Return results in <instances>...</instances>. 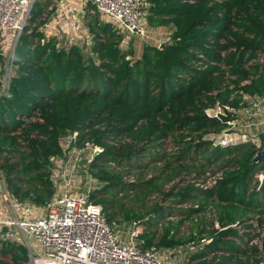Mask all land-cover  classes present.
I'll return each instance as SVG.
<instances>
[{
    "label": "trees",
    "instance_id": "1",
    "mask_svg": "<svg viewBox=\"0 0 264 264\" xmlns=\"http://www.w3.org/2000/svg\"><path fill=\"white\" fill-rule=\"evenodd\" d=\"M145 1L147 25L170 34L146 41L140 55L123 47L125 34L92 4L89 51L60 45L42 29L52 1H35L9 89L0 86L7 189L20 203L46 206L56 192L52 159L63 155L61 138L77 132L75 146L100 150L89 168L100 187L86 191L88 201L103 207L115 229L132 224L142 248L177 252L187 264H264V163L253 162L264 149V127L258 141L225 146L213 138L250 101L264 102V0ZM217 104L224 114L209 116ZM207 172L223 174L205 190L194 180ZM156 194L171 204L154 201ZM0 256V264H22L28 250L0 238Z\"/></svg>",
    "mask_w": 264,
    "mask_h": 264
},
{
    "label": "built area",
    "instance_id": "2",
    "mask_svg": "<svg viewBox=\"0 0 264 264\" xmlns=\"http://www.w3.org/2000/svg\"><path fill=\"white\" fill-rule=\"evenodd\" d=\"M35 1L0 0V34L13 33L15 48L29 21ZM86 1L90 2L104 18L113 22L125 34L126 39L146 36L148 25L145 18V0ZM15 48L11 52V58L14 57ZM12 72L6 71L1 79V86L5 91L9 89ZM219 107L218 113L212 107L207 109V114L220 118L221 114H224V109L221 104H217V108ZM225 107L231 110L230 107ZM257 121H259L257 124H264L261 120H251L249 125ZM229 124L236 125L237 119L229 121ZM231 130H225L223 138L219 134L217 142L225 146L237 142L239 140L237 134ZM76 136L77 132L66 134L70 150L80 156L82 149H93L89 142L81 148L75 146ZM254 140L258 141L255 138ZM88 161L91 162L92 158ZM222 174L207 172L204 178L194 182L202 189H210L218 183ZM1 180L6 184L4 173L1 174ZM64 180L66 184H70L69 179ZM88 192H66L59 195L56 190L53 199L46 204L44 213L21 218L15 209L21 203L12 198L7 189L4 197L7 210L11 214L8 217L11 218L3 220L5 213L4 216L0 213V224L8 227L9 235L16 229L27 245L31 240L36 242L38 252L30 250V264H171L169 258L161 255L158 250L140 246L137 241L138 228H133L129 240L124 239L119 230L108 221L103 207L88 201ZM216 226L219 227V224L216 223ZM196 248L195 241H192L189 249L194 251Z\"/></svg>",
    "mask_w": 264,
    "mask_h": 264
},
{
    "label": "rangeland",
    "instance_id": "3",
    "mask_svg": "<svg viewBox=\"0 0 264 264\" xmlns=\"http://www.w3.org/2000/svg\"><path fill=\"white\" fill-rule=\"evenodd\" d=\"M57 1L55 2V4ZM57 7H55V11L53 12L52 16L50 17L47 25H54L56 27L55 32L57 33L63 29L65 32V36L63 39H60V45L68 46L72 43H77L78 45L85 46L87 51H89V47L91 45V34L88 30V28L85 25V15L89 12L90 6H86L85 0H59L57 3ZM170 34L169 28H158V27H151L148 25V31L145 37H136L133 36L130 38V44L126 45V42L123 43V47L131 46L136 51L137 55H140L144 46V43L146 41H150L153 43H161L164 40L168 39V36ZM67 37V38H66ZM15 48V38L14 34H6L2 35L0 34V71L4 72V75L6 74V71H13L14 67L12 65L11 61V52ZM251 106L246 108L244 111L239 112L240 120H237V124L232 126V130L236 135L238 141H243L249 138H252V136L257 140V131L259 128L264 127L263 125L253 123L249 125L250 119L251 120H261L264 122V102L259 103V101H250ZM255 104H257L255 106ZM220 110V107L217 108V106L214 107V111L218 113ZM221 134V137H225ZM215 139H217L218 135L215 136ZM61 144L63 147V155L59 157H55L52 159V179L55 183V190H57V193L59 195L64 194L66 192L70 193H84L88 190H94L98 189L100 187V182L97 177L92 176L89 173L90 168V162L88 161L89 158L92 157L94 154L93 149H82L81 155L77 152H74L73 150H70L68 147V141L66 139V135H64L61 138ZM166 149L173 153L174 151V145L171 142V140H167ZM77 156L79 159H77ZM1 174L0 172V209L4 211L6 215L11 216L9 211L6 207V200L4 197V194L7 192L6 184L3 180H1ZM136 177V174L132 172L131 174L126 173L125 180H132ZM258 177L263 179L264 174L263 172L258 174ZM69 179L70 184H66L64 179ZM173 185V182L166 187L169 189L170 186ZM163 199V200H162ZM154 201H162L165 205H169L172 202V199H164L163 194H156L153 197ZM16 212L19 214L21 218H28L32 217L34 214L38 213H44L45 212V206H39L36 204H26L21 203L19 204V207L16 206ZM28 209V210H27ZM4 216V215H3ZM119 215L118 219H122ZM209 217H212V215L208 214ZM2 218V217H1ZM8 218V216H5L3 220ZM7 221V220H6ZM117 230H119V233L123 235L122 237L126 240H129L132 235L133 225L132 224H126L125 222L121 221V223H117ZM131 228V229H129ZM20 237V235H19ZM138 241V238H137ZM139 242V241H138ZM161 255L169 258L168 255L169 251L167 250H158ZM168 252V253H167ZM183 260H185V255L180 257ZM171 262V261H170ZM171 264H173L171 262Z\"/></svg>",
    "mask_w": 264,
    "mask_h": 264
},
{
    "label": "crops",
    "instance_id": "4",
    "mask_svg": "<svg viewBox=\"0 0 264 264\" xmlns=\"http://www.w3.org/2000/svg\"><path fill=\"white\" fill-rule=\"evenodd\" d=\"M51 1H52V5L54 6V8L57 7V5H58L57 3L59 2V0H51ZM56 1H57V3L55 4ZM85 2H86V6L89 5V4H91L90 2H87L86 0H85ZM53 6H51L50 8H52ZM158 28L163 29V28H166V27H158ZM42 29H43L44 33L48 37H50V36L57 37V39L59 41V44H60V39H63L64 36H65V32H64L65 29H63L61 31V35H60L59 34L60 31H58L57 33L55 32L56 27L54 25H47L46 24ZM129 44H130V41H128L126 43V45H129ZM26 204H30V203H26ZM0 213H1V216H3L4 211L2 209H0ZM5 216H9V215H6L5 214ZM9 218H11V217H8V219ZM129 229H131V228H129ZM11 234L12 235H9V229H8V227L5 224H0V238L1 239H5V240L11 239V240L16 241V243H19V244L24 245L27 248V250H28V261L26 263H22V264H30V253H31V251L34 252V253L35 252H38V246H37L36 242L34 240H31L29 242V245H27L25 242H23L21 236L19 237L20 234H19V232H17L16 229H15V232L14 233H11ZM180 257L181 256L177 252H175V255L170 257V261L173 264H187L185 262V260L182 261V259ZM0 258H1V256H0ZM7 260L11 261V258L9 257V258H7Z\"/></svg>",
    "mask_w": 264,
    "mask_h": 264
},
{
    "label": "water",
    "instance_id": "5",
    "mask_svg": "<svg viewBox=\"0 0 264 264\" xmlns=\"http://www.w3.org/2000/svg\"><path fill=\"white\" fill-rule=\"evenodd\" d=\"M1 82H2V80L0 79V86H1ZM97 154H99V150L95 149L94 150V154H93V158H95L97 156ZM253 162H255V163H264V149H262V150H260L258 152V154L253 159Z\"/></svg>",
    "mask_w": 264,
    "mask_h": 264
}]
</instances>
